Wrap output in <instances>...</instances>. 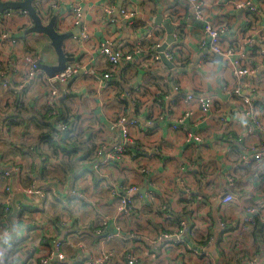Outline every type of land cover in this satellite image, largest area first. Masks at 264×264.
I'll return each mask as SVG.
<instances>
[{
  "label": "crops",
  "instance_id": "obj_1",
  "mask_svg": "<svg viewBox=\"0 0 264 264\" xmlns=\"http://www.w3.org/2000/svg\"><path fill=\"white\" fill-rule=\"evenodd\" d=\"M199 1L226 29L231 58L211 52L187 0L36 1L44 23L56 15L58 31L74 33L64 41L74 57L66 67L79 71L54 85L61 94L54 108L49 76L39 68L30 78L31 60L58 63L51 39L29 31L27 11L0 12V170L22 167L11 179L0 175V264L48 256L49 264H83L102 251L111 254L103 264H128L130 256L135 264H264V158L254 156L264 152V135L248 133L245 100L264 125V0ZM165 21L173 27L165 51L175 55L174 67L151 50L170 36ZM103 45L134 59L113 66ZM237 68L249 70L240 95L230 92ZM4 81L25 86L14 95ZM188 94L195 99L184 101ZM201 97L212 99L208 108ZM121 116L136 124L117 127ZM52 128L62 146L44 138ZM72 142L76 157L93 156L78 170L64 150ZM226 194L235 200L222 205ZM248 207L258 209L253 223L243 222Z\"/></svg>",
  "mask_w": 264,
  "mask_h": 264
},
{
  "label": "built area",
  "instance_id": "obj_2",
  "mask_svg": "<svg viewBox=\"0 0 264 264\" xmlns=\"http://www.w3.org/2000/svg\"><path fill=\"white\" fill-rule=\"evenodd\" d=\"M190 5H192L193 9H194V14H195V19L202 22V29L204 32V35L208 41V45L209 48L211 50V52L214 55H219L222 57H226V58H231L234 55V50L232 48H227L223 45V37H225L226 34V29L216 26L214 25L206 16L205 12H204V7L203 4L199 1V0H187ZM244 4H241L240 7H242ZM245 6H249V9L251 11H254L256 8L251 4L248 3ZM77 14L79 13V9L76 10ZM108 12H111L108 10ZM122 14L124 15V17L126 18H133L135 13L134 12H128L125 10H122ZM83 36L87 37V34L85 32V29L83 30ZM161 45L158 43H155L153 45V47L151 48L152 51H154L155 53V57L160 58V54L157 52L158 48ZM102 53L107 56V58L109 59L111 65L113 66H118L120 65L122 62L125 61H131L134 59V55L131 52H125V51H121V50H114L112 49L111 46H106L103 45L102 47ZM159 56H158V55ZM165 55L166 57L170 60V61H174L175 60V55L172 52H167L165 51ZM32 62V70L30 72V78H35L39 72V64L36 61L31 60ZM236 63H238L236 61ZM79 69L76 66L73 65H69L67 67H65L62 71L58 72L56 74V76H54L53 78L49 77L48 81L50 83L51 87V91L48 95V104L51 107H55L56 103L58 101V99L61 97V94L58 93V89H56L54 87V85H56V83H66L68 84L70 82V80L78 73ZM249 70L248 69H240L237 68L235 70V76L236 79H238V82L231 87L230 92L240 95L241 94V86H240V79L243 77V75L248 74ZM104 77L108 78L110 77L109 73H104L103 74ZM4 85L10 89L12 91V93L14 95H17L19 92H21L24 88V84L20 83V85L18 86H13L10 85L9 82L4 81ZM230 88V87H229ZM67 94H64V96H66ZM195 99L193 97L192 94H188L183 100L184 101H190ZM249 105V112L248 114L250 115V122L248 124V128L247 131L248 133H253L256 130H259L260 132L263 133L264 135V125L260 122L255 108H254V104L253 101L249 98L245 99ZM197 101L203 106L208 108L211 103H212V99L207 97V98H199L197 99ZM136 122L134 120H128L125 116H121L119 117L116 121H115V125L117 127H121L122 129H124L125 131H127V129H129V127L131 125H135ZM117 151L118 152H123L124 151V147L123 146H119L117 147ZM255 158L259 159V158H264V152H258L255 155ZM113 157V156H112ZM247 158V157H246ZM17 163V162H16ZM18 165L13 164L11 169H6V170H0V175H4L5 177H7L8 179H11V175L17 173L20 174L22 172V167ZM12 185L11 182H9V184L6 186V192L7 194V198L5 199L6 202L5 204H7L6 207V214H11V210H10V206H11V194H12ZM31 193H38L41 195H44L45 192L42 189H35V188H31L29 190ZM133 191V189H129V192ZM235 200L234 195L232 194H226L222 197V205L224 204H229L231 202H233ZM127 205V200L126 199H122L121 200V209L124 210L125 207ZM18 212V210H17ZM16 212V213H17ZM258 213V209H256L255 207H248L245 210V214L243 217V222H250L253 223L255 222L256 219V214ZM16 215V214H15ZM222 226H225V222H221ZM97 234L101 235L102 231H97ZM58 250H57V261L64 263L65 261V256L64 254H62L61 252H59V248H60V241H58L56 243ZM111 258V254L108 251H102L99 254V257L97 259L94 260H86L83 264H103L106 263L110 260ZM49 261H52V256H48L45 257L43 259L40 260L39 264H49ZM128 264H135L136 263V259L132 256H130L127 260ZM221 264H229V263H221ZM248 264H260L259 261L257 259H252L248 262Z\"/></svg>",
  "mask_w": 264,
  "mask_h": 264
},
{
  "label": "water",
  "instance_id": "obj_3",
  "mask_svg": "<svg viewBox=\"0 0 264 264\" xmlns=\"http://www.w3.org/2000/svg\"><path fill=\"white\" fill-rule=\"evenodd\" d=\"M39 0H0V12L7 10H18L22 9L29 13L33 20V26L29 29L30 32L44 33L48 35L51 39L52 44L58 54V63L56 65H47L45 63H40L39 68L42 69L49 77L53 78L56 74L62 71L69 61L73 60L74 57H70L64 50V41L73 36V32H59L57 29V16L53 15L50 17L47 23H44L43 15L37 10V6L34 4ZM161 20V19H160ZM166 26L169 37L166 43L161 45L158 50L160 51V56L164 62H166L170 67H174V64L166 57L165 49L174 38L172 37L173 27L168 22H164ZM15 209L12 216L17 212Z\"/></svg>",
  "mask_w": 264,
  "mask_h": 264
},
{
  "label": "trees",
  "instance_id": "obj_4",
  "mask_svg": "<svg viewBox=\"0 0 264 264\" xmlns=\"http://www.w3.org/2000/svg\"><path fill=\"white\" fill-rule=\"evenodd\" d=\"M49 110V109H47ZM53 125V123H51ZM57 132H58V129H57ZM55 133H56V129H51V131L48 133L47 136H45L44 138L45 139H48L53 147H59V146H62L58 143V140H62V134L60 133L59 134V137L57 139H55ZM66 149H64L65 151H67L69 153L70 156H74V163H75V167L76 169L78 170V166L79 164H81L83 161H86V159H92L93 156L90 155V156H84V157H76V154H78V150H79V144L77 142H72V143H68L65 145ZM30 169L33 170V165L30 166ZM3 205V204H2ZM2 205L0 203V222L2 220V217H4V210L2 209Z\"/></svg>",
  "mask_w": 264,
  "mask_h": 264
}]
</instances>
